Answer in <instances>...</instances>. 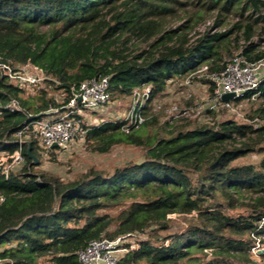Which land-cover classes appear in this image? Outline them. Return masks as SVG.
<instances>
[{"label":"trees","instance_id":"obj_1","mask_svg":"<svg viewBox=\"0 0 264 264\" xmlns=\"http://www.w3.org/2000/svg\"><path fill=\"white\" fill-rule=\"evenodd\" d=\"M238 55L264 61V0H0V63L40 69L65 94L62 102L45 89L28 96V86L0 69V154L18 150V132L49 109L64 112L85 81L109 77L110 101L149 88V116L171 82L203 67L214 96L211 76ZM254 94L263 100L254 123L182 125L165 136L155 115L130 131L123 120L83 123L80 137L95 153L144 151L142 161L113 172L90 169L69 180L39 172L53 154L28 136L25 162L0 174V264H80L94 240L147 233L137 249L127 245L120 264H264V253L260 261L251 254L257 240L264 244V77ZM244 100L251 94L231 106ZM13 101L18 108L5 110ZM250 155L261 159L240 162ZM171 215L186 225L163 237Z\"/></svg>","mask_w":264,"mask_h":264},{"label":"rangeland","instance_id":"obj_2","mask_svg":"<svg viewBox=\"0 0 264 264\" xmlns=\"http://www.w3.org/2000/svg\"><path fill=\"white\" fill-rule=\"evenodd\" d=\"M208 21L212 23L213 19H209ZM210 22L200 24L196 29V33L192 34V37L195 38L198 33L203 32ZM179 24L178 21H175L173 26H178ZM143 47H146V45H143ZM237 57L240 56L238 55ZM259 73L264 77V61L259 64ZM206 76V70L203 67L202 71L196 74H189L171 82L165 95L153 104L149 116H144L145 119L147 120L151 115L158 117L159 123L156 125V130H160L162 136L173 131L177 126L182 125L195 127L198 124H209L224 120H233L239 124L254 123L250 119V116L260 107L263 100H259L258 98L244 100L238 105L233 104L232 108L228 109H223L221 106L213 108L215 105V96L210 91L211 85L201 80L207 79ZM195 77H198L200 80L195 79ZM210 79L213 80L212 77ZM39 87L40 89L38 90ZM27 88L29 89L28 96L45 89L50 97H54L60 102L65 99V94L58 92L49 82L46 83L44 81L41 86H28ZM132 106H134L133 96L119 98L115 101H110L102 113H84L81 120L84 124L87 123L93 126L99 125L101 121H125ZM210 110H213L214 113H210ZM80 136L81 134L67 149L57 154L53 153L49 158L43 159L37 170L69 180L90 169L113 172L117 167L140 162L144 159L143 150L130 146H119L107 154L95 153L88 149L85 140ZM260 159L261 156L259 155H250L240 160V162L258 163ZM184 218L185 216L171 215V230L161 232L160 235L164 237L165 235L182 231L186 225ZM148 236V233L133 236L127 240V243L132 249H137L141 237L144 239ZM260 246L261 250L264 249L263 243ZM120 255L122 259L126 254L121 252ZM252 255L254 260L260 261V256L253 253ZM40 264L53 263L49 259H43Z\"/></svg>","mask_w":264,"mask_h":264},{"label":"built area","instance_id":"obj_3","mask_svg":"<svg viewBox=\"0 0 264 264\" xmlns=\"http://www.w3.org/2000/svg\"><path fill=\"white\" fill-rule=\"evenodd\" d=\"M259 64H249L238 57L229 63L220 74L212 75L211 77L216 84L213 108L218 106L232 108L231 103L233 101L224 103L222 99L228 93L234 94L235 99L243 98L248 94H251V99L257 98L258 94H254V92L258 89L263 78L259 73ZM0 69L8 75L11 81L23 86L43 84L46 79L42 70L35 68L33 72L30 65L15 70L8 64L0 63ZM110 95L109 77L83 82L64 107V112H61L60 109L51 108L42 118L35 120L18 132L19 149L13 154H0V174L8 177L12 170L25 162L23 149L24 145L28 144V136H32L38 141L46 156L67 149L81 134L83 114L102 113L110 102ZM132 96L134 106L131 107L125 120L128 126L126 131H130V127L138 129L145 123L146 119L142 112L149 100L150 89H135ZM16 108H18V104L13 101L5 110ZM3 115L4 112L0 110V119ZM262 222L264 223V219ZM130 237L133 236H121L115 240H94L79 253L78 261L80 264H120L121 252L126 254L130 251L127 247V240ZM260 245L261 243L257 240L251 254L257 256L263 254Z\"/></svg>","mask_w":264,"mask_h":264},{"label":"water","instance_id":"obj_4","mask_svg":"<svg viewBox=\"0 0 264 264\" xmlns=\"http://www.w3.org/2000/svg\"><path fill=\"white\" fill-rule=\"evenodd\" d=\"M222 99L224 103H228L235 99V95L228 93V94H225ZM27 155L33 160L34 164H37L39 162L37 157L31 154L30 146L27 149ZM261 253H264V249L261 250Z\"/></svg>","mask_w":264,"mask_h":264}]
</instances>
